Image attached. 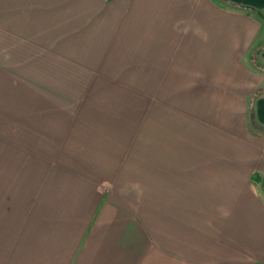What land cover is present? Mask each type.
Returning <instances> with one entry per match:
<instances>
[{
    "label": "crops",
    "instance_id": "0c3cea01",
    "mask_svg": "<svg viewBox=\"0 0 264 264\" xmlns=\"http://www.w3.org/2000/svg\"><path fill=\"white\" fill-rule=\"evenodd\" d=\"M0 264H264V0H0Z\"/></svg>",
    "mask_w": 264,
    "mask_h": 264
},
{
    "label": "trees",
    "instance_id": "16d2710c",
    "mask_svg": "<svg viewBox=\"0 0 264 264\" xmlns=\"http://www.w3.org/2000/svg\"><path fill=\"white\" fill-rule=\"evenodd\" d=\"M252 109H253V105H251V119H252V124L253 126H255V128H259L257 123H256V120L254 118V113L252 112Z\"/></svg>",
    "mask_w": 264,
    "mask_h": 264
}]
</instances>
